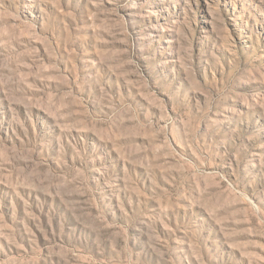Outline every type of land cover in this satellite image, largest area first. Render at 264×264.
<instances>
[{
    "label": "rangeland",
    "instance_id": "1",
    "mask_svg": "<svg viewBox=\"0 0 264 264\" xmlns=\"http://www.w3.org/2000/svg\"><path fill=\"white\" fill-rule=\"evenodd\" d=\"M0 264H264V0H0Z\"/></svg>",
    "mask_w": 264,
    "mask_h": 264
}]
</instances>
